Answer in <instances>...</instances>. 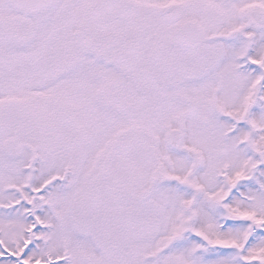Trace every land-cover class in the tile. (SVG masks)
I'll return each mask as SVG.
<instances>
[{"label":"snow or ice","instance_id":"6c2138e0","mask_svg":"<svg viewBox=\"0 0 264 264\" xmlns=\"http://www.w3.org/2000/svg\"><path fill=\"white\" fill-rule=\"evenodd\" d=\"M0 264H264V0H0Z\"/></svg>","mask_w":264,"mask_h":264}]
</instances>
